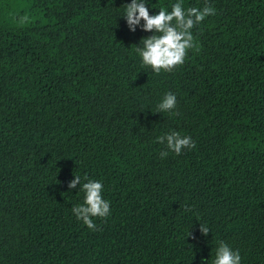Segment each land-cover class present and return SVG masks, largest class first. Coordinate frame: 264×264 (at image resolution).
I'll use <instances>...</instances> for the list:
<instances>
[{
    "label": "trees",
    "instance_id": "trees-1",
    "mask_svg": "<svg viewBox=\"0 0 264 264\" xmlns=\"http://www.w3.org/2000/svg\"><path fill=\"white\" fill-rule=\"evenodd\" d=\"M130 2L0 0V264H212L220 241L264 264V0H182L215 15L159 74ZM168 92L176 108L154 112ZM172 131L195 147L168 151ZM74 176L110 203L95 231Z\"/></svg>",
    "mask_w": 264,
    "mask_h": 264
},
{
    "label": "clouds",
    "instance_id": "clouds-1",
    "mask_svg": "<svg viewBox=\"0 0 264 264\" xmlns=\"http://www.w3.org/2000/svg\"><path fill=\"white\" fill-rule=\"evenodd\" d=\"M215 15V9L206 4L203 8H184L182 0L171 5V10L160 9L158 13L150 15L145 6V0H131L125 5L123 16L131 31L140 25L146 32L153 33L141 39L140 46L135 52L141 60V68H151L159 74L161 71L171 72L184 63L187 50L194 47L191 29L201 23L207 16ZM141 20L143 24L141 25ZM177 105L176 95L166 93L156 105V111L171 113ZM178 114V113H177ZM157 142L164 144L168 151L179 155L185 148H194L195 142L188 136L172 131L156 138ZM168 151L162 150L160 157L165 158ZM87 179V178H85ZM84 193L83 203L72 208L76 219L81 220L89 229L97 230L92 217L106 218L110 214V203L102 196L103 185L96 180H87L81 185V177L74 176L68 183V188H76ZM200 232L207 234L209 229L200 225ZM212 264H241L238 250H233L225 242L220 241L215 250Z\"/></svg>",
    "mask_w": 264,
    "mask_h": 264
}]
</instances>
